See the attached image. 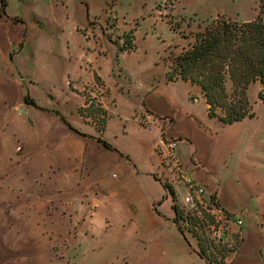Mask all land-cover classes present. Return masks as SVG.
<instances>
[{"label":"crops","instance_id":"0c3cea01","mask_svg":"<svg viewBox=\"0 0 264 264\" xmlns=\"http://www.w3.org/2000/svg\"><path fill=\"white\" fill-rule=\"evenodd\" d=\"M95 1L4 0L0 6V209L18 207L17 198L30 206L35 198L45 213L53 200L58 224L74 230L54 239H67L73 259L107 252L97 243L114 226L126 239L152 238L174 260L205 264L173 222L165 184L177 202L199 186L206 198L214 196L216 207H209L214 215L227 212L235 225L240 220L239 241L227 264H264V206L248 184H236L232 148L216 138L217 123L231 124L208 116L199 86L167 80V67L163 80L136 88L121 68L101 72L84 49L75 57L69 35L85 43L104 36L89 27L100 21L91 18ZM116 34L118 41L109 43L120 53L134 50H119L123 37ZM56 81L68 82L63 97L37 89ZM167 85L180 91L164 92ZM84 90L106 112L101 130L94 117L77 111L86 106ZM25 95L35 105L25 103ZM197 174L211 178L209 189L193 180Z\"/></svg>","mask_w":264,"mask_h":264},{"label":"rangeland","instance_id":"374dc122","mask_svg":"<svg viewBox=\"0 0 264 264\" xmlns=\"http://www.w3.org/2000/svg\"><path fill=\"white\" fill-rule=\"evenodd\" d=\"M90 13L92 19L97 17L96 19L100 20L91 21L90 29H96L98 34L102 32L104 36L90 38L89 43H85L75 35H69L68 42L74 47L73 55L79 57L81 48L84 49L93 58L95 67H99L105 74L113 69H123L129 74L136 88L146 82L163 80L170 52L178 53L183 47H187L193 40V34L202 30L205 24L217 16L222 15L242 22L253 20L260 14L259 0H99L90 6ZM262 17L264 19V16ZM129 30H133L134 50L120 53L115 45L109 43L108 36L111 41H118L116 32L121 33L119 37L128 38ZM64 31H68L67 23L64 25ZM127 38L129 43L130 39ZM87 45L93 49L89 50ZM76 70L77 68H74V71ZM67 85L68 82L65 84L56 81L49 86L39 84L37 89L39 92L63 97L67 92ZM179 88L178 85H167L162 90L176 94L180 91ZM259 89L258 81L251 83L247 89L254 117L244 118L231 125L217 123L215 132L219 142H225L232 148L231 158L234 172L237 174L236 184H248V189L257 195L258 201L264 206V101L257 96ZM227 90H231L229 83ZM98 92L99 89L95 91L96 94ZM84 95L90 99L94 96L87 90H84ZM164 124L169 126V118H164ZM166 157L167 160L171 158L168 155ZM231 166L229 165L230 168ZM192 178L196 183L202 182L204 188L205 184L212 181L211 178L207 179L199 174ZM198 188L201 187L196 186V189ZM194 195L206 204L216 207L209 196L205 197L207 195L203 189L201 193ZM169 197L172 200L171 195ZM183 198L184 196L178 203H182ZM16 200L18 207L14 208L15 211L7 207L0 209V264H196L188 258L174 260L162 245L158 247L156 243H150L152 238H149L148 242L126 239L114 226L108 228V236L100 237L97 243L102 242L101 245L107 252L98 251L102 253L92 254V259L89 260L70 258L71 244L63 237L61 241L56 242L54 236H67L68 231L74 230L68 224L63 227L58 224L56 218L59 214L53 213L54 207L51 206L54 201H48L47 211L43 213L39 211V202L35 198L30 206H24L21 198ZM209 205L204 209L207 210ZM44 216L46 222L42 223ZM231 217L232 215L229 218L215 215L217 227L212 225L211 229V225L206 226L205 234L210 240H214V244L219 241V238L212 236L216 230L224 233L220 242H225L227 247L234 246L238 241V224H233ZM99 232L102 230L99 229ZM195 234L185 233L189 249L194 251L198 248ZM93 242L96 243L97 239ZM214 247H209L212 257L216 260L214 264H221L218 245Z\"/></svg>","mask_w":264,"mask_h":264},{"label":"trees","instance_id":"16d2710c","mask_svg":"<svg viewBox=\"0 0 264 264\" xmlns=\"http://www.w3.org/2000/svg\"><path fill=\"white\" fill-rule=\"evenodd\" d=\"M0 6H5L4 0H0ZM259 13L255 19L242 22L217 16L205 24L202 30L193 34V40L187 47H183L178 53L170 52L168 58L167 80L181 78L199 86L208 105V116L225 124L254 117L247 97V89L251 83L258 81L261 84L257 96L264 101V0H259ZM129 31L130 36L123 37L119 50L133 49V30ZM126 38L130 39L129 43ZM108 39L111 40L109 36ZM95 82H99L97 76ZM227 83L230 84V91L227 90ZM24 102L35 105L28 95L24 96ZM85 103L86 106L77 108L78 113L94 117L101 130L105 124L106 112L89 97H85ZM97 140L110 147L105 140L99 137ZM165 187L172 195L173 222L186 242L189 243L185 233L195 232L198 240L195 252L205 264H214L216 261L209 251V247L214 245H218L221 264H227L225 258L236 248L239 239L234 246L227 247L225 242H220L223 233L214 244V240L206 236L205 228L209 225L217 227L215 215L199 204L197 208L200 215H196V210H185L177 202L170 186L165 184ZM210 200L216 204L214 196ZM224 215L226 218L231 216L227 212Z\"/></svg>","mask_w":264,"mask_h":264},{"label":"built area","instance_id":"2783aa9c","mask_svg":"<svg viewBox=\"0 0 264 264\" xmlns=\"http://www.w3.org/2000/svg\"><path fill=\"white\" fill-rule=\"evenodd\" d=\"M173 146H174V142L172 141V142L169 143V146H168L169 149H170V152H168V155H171ZM201 192H202V189L201 188H198V189L194 188V189H192L191 192H189V194H187L186 196H184V198L182 200V203H181L182 207L185 210H190V211L196 210V215H200L199 214V211L197 210V205L199 204V205H201V207L204 208V207H206L207 204L200 197H196L194 195V193H201ZM209 207H210V205H209ZM209 207H208L207 211L210 212V213H212L211 210L209 209ZM236 223L239 224L240 223V220L239 219L236 220ZM181 225L182 226H185V223H182ZM210 228L211 229L213 228L212 225L210 226ZM222 235H223V232H221L220 230L213 231V233H212V236L213 237H216L217 239L220 238Z\"/></svg>","mask_w":264,"mask_h":264},{"label":"water","instance_id":"95a60500","mask_svg":"<svg viewBox=\"0 0 264 264\" xmlns=\"http://www.w3.org/2000/svg\"><path fill=\"white\" fill-rule=\"evenodd\" d=\"M259 86H261V84Z\"/></svg>","mask_w":264,"mask_h":264}]
</instances>
